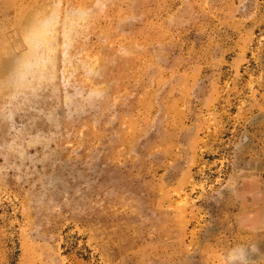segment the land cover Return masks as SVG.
<instances>
[{"label":"rangeland","instance_id":"rangeland-1","mask_svg":"<svg viewBox=\"0 0 264 264\" xmlns=\"http://www.w3.org/2000/svg\"><path fill=\"white\" fill-rule=\"evenodd\" d=\"M0 264H264V0H0Z\"/></svg>","mask_w":264,"mask_h":264}]
</instances>
